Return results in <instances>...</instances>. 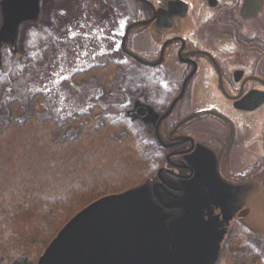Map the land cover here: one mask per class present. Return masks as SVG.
Wrapping results in <instances>:
<instances>
[{"label":"flooded vegetation","instance_id":"af4514ba","mask_svg":"<svg viewBox=\"0 0 264 264\" xmlns=\"http://www.w3.org/2000/svg\"><path fill=\"white\" fill-rule=\"evenodd\" d=\"M98 1L86 22L110 44L70 74L92 69L83 102L122 101L120 118L161 157L157 170L211 171L204 182L220 185L223 202L203 215L219 216L221 248L232 236L264 263V0Z\"/></svg>","mask_w":264,"mask_h":264},{"label":"trees","instance_id":"16d2710c","mask_svg":"<svg viewBox=\"0 0 264 264\" xmlns=\"http://www.w3.org/2000/svg\"><path fill=\"white\" fill-rule=\"evenodd\" d=\"M91 72H74L63 84L70 89L74 81L77 88ZM106 73L103 98L110 90ZM9 89L0 84V264H36L77 212L144 182L161 157L124 119L107 116L112 104H90L59 121L41 115L43 92L32 94L26 106ZM236 240L227 239L215 264H264Z\"/></svg>","mask_w":264,"mask_h":264},{"label":"water","instance_id":"95a60500","mask_svg":"<svg viewBox=\"0 0 264 264\" xmlns=\"http://www.w3.org/2000/svg\"><path fill=\"white\" fill-rule=\"evenodd\" d=\"M39 3L0 0V68L3 45L19 54L20 24L43 19ZM212 179L201 165L187 177L161 167L154 177L77 212L36 264H215L226 230L217 225L218 215H203L217 199L222 206L220 185L204 182Z\"/></svg>","mask_w":264,"mask_h":264},{"label":"rangeland","instance_id":"374dc122","mask_svg":"<svg viewBox=\"0 0 264 264\" xmlns=\"http://www.w3.org/2000/svg\"><path fill=\"white\" fill-rule=\"evenodd\" d=\"M98 0H46L41 12L44 18L37 24L23 22L18 37V57L2 49L0 84H7L9 96L20 98L27 106L35 92H43L46 108L41 115H50L59 121L88 105L83 102L86 89L81 83L71 93L63 81L69 78L75 66L97 57V50H109L106 36L97 37V30L86 22L85 10L98 4ZM71 10L76 11L73 15ZM69 11V12H68ZM9 96L5 94L3 100ZM103 104L112 110L110 119L120 118L126 109L114 96ZM115 105V107L113 106ZM129 125V123L125 120ZM131 127V126H130ZM132 128V127H131ZM133 130V129H132ZM134 131V130H133ZM157 170L154 175H156Z\"/></svg>","mask_w":264,"mask_h":264}]
</instances>
